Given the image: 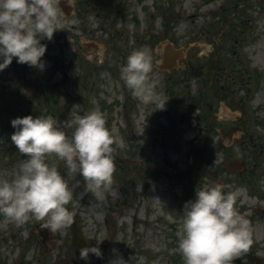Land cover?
<instances>
[{
    "label": "rangeland",
    "instance_id": "374dc122",
    "mask_svg": "<svg viewBox=\"0 0 264 264\" xmlns=\"http://www.w3.org/2000/svg\"><path fill=\"white\" fill-rule=\"evenodd\" d=\"M98 1L100 6L96 11L103 14L102 20L95 22L97 17L91 10H82V13H86L85 25L90 29L84 38L103 36L106 39L105 36L115 28L117 33L128 30V34L134 38L137 35L147 36L148 32L152 35V51L168 40L178 48H189L187 56L195 68L190 74L191 78L189 76L188 81L183 82L186 88L181 86L179 79L183 77V72H160L150 75L157 93H168L167 83L171 97L183 91H191L195 95L205 90L210 79L209 65L218 44V81L215 78L214 84L205 92L218 97L212 111L214 119L217 120L219 116V119L226 121L223 125L227 129L232 125L243 129L235 144L229 148V143L220 138L219 133L213 132L209 136L206 129L208 139L203 137V147L199 142L193 144V129L183 132L185 137L180 138L181 146H175L178 138L171 137L168 144L171 143L173 147L162 148L159 141L158 145L153 146L155 135H159V138L164 136L156 134V130L168 127L164 115L156 117L153 109L144 112L138 106L134 108L130 121L122 119L120 111L124 101L130 95L131 107L134 97L127 87L126 92L117 87L112 90L109 79L94 93L81 90L86 83L84 77L89 74V69L86 71L84 68L87 61L81 58V63L75 64L78 60H71L74 59L71 49L63 46L61 32H55L52 41H41L47 46L42 57V68L38 66L30 70L26 64H18L13 58L12 64L0 72V96L3 99L0 100V182L10 181L13 173L19 170L21 161L26 158L11 142V135L16 131L11 126L13 119L28 115L33 118L52 116L57 122H63L70 118L74 105H80L79 111L83 114L93 110L102 111L108 105L106 113L110 119H106V127L115 140L113 159L116 168L109 188L101 189L96 195L84 194L81 199L84 193L83 177L79 173L70 174L65 162L55 154L46 158L49 165L57 167L74 194L73 201L66 205L74 214L73 220H80L84 235L95 246L102 241L98 246L103 258L90 254L87 261L77 260L71 251L70 226L56 233L47 230L48 237L45 239L37 230L38 222L30 221L20 226L6 223L3 215H0V264H110L116 258L113 249L127 264H184L182 255L174 251L178 248L176 232L184 217L185 203L195 199L196 192L192 186L187 187L186 197L182 186L195 171L196 175L202 171L201 184L214 186L217 181L223 180L227 192L236 193L237 211L252 221L251 249L264 258V217L260 219V211L264 209V0H252L244 7H236V0H167L160 7L155 0ZM136 18L139 21L134 24ZM225 19L229 23L220 36ZM159 31H164L163 38H157ZM119 58L120 61H127V57L122 60L123 55H119ZM40 74L39 87H32L31 81L37 82L32 78ZM114 77H120V72L117 71ZM170 77L171 80H168ZM14 81L18 82L20 89L14 85ZM20 93L25 96L23 102L18 101ZM55 93L60 97L51 99L47 105L45 97ZM223 96L228 99H223ZM196 113L188 123H195ZM113 116L116 117L111 119ZM203 123L207 125L205 121ZM151 126L154 133H150ZM179 128L177 124L176 132ZM65 131L71 136V130ZM219 142L223 144V149ZM200 149V164L197 166ZM227 156L231 160L244 158L249 172L243 176L230 175L223 163ZM144 158L146 162L139 164ZM167 158L174 164L172 174L164 172L169 169L166 168ZM156 170L163 172V176L155 177L150 193L146 194L141 188L144 177L149 175L153 178L152 172ZM120 175L118 178L124 183L118 181L116 176ZM126 178L131 181L129 185ZM190 195L189 200L187 197ZM177 206L176 214L171 208L176 209ZM232 264L249 262L243 253Z\"/></svg>",
    "mask_w": 264,
    "mask_h": 264
},
{
    "label": "clouds",
    "instance_id": "9594fccd",
    "mask_svg": "<svg viewBox=\"0 0 264 264\" xmlns=\"http://www.w3.org/2000/svg\"><path fill=\"white\" fill-rule=\"evenodd\" d=\"M60 3L0 0V72L12 64L13 58L21 65L43 67L47 46L41 41H52L54 33L64 31L66 26ZM65 3L71 7L74 0ZM151 72L150 52L138 49L120 68V79L141 104L163 111L169 99L156 92ZM79 108L74 105L70 118L63 122L52 116L31 115L11 121L16 130L11 142L26 158L10 181L0 182V215L6 223L23 226L35 221L51 233L73 223L74 214L66 205L73 201L74 194L57 167L46 162L53 154L65 162L70 174L83 177L81 199L84 194L96 195L112 185L115 140L106 127V117L98 110L81 114ZM65 130H71V136ZM235 205L236 193L225 192L222 184L196 189L195 199L184 205V217L176 232L178 248L174 251L182 255L184 264H232L249 250L250 223ZM101 242L96 247L81 248L79 258L87 261L92 254L102 259ZM112 251L116 258L110 264H127L116 249Z\"/></svg>",
    "mask_w": 264,
    "mask_h": 264
},
{
    "label": "water",
    "instance_id": "95a60500",
    "mask_svg": "<svg viewBox=\"0 0 264 264\" xmlns=\"http://www.w3.org/2000/svg\"><path fill=\"white\" fill-rule=\"evenodd\" d=\"M159 1L161 2V0H159ZM73 239H74V242L76 241V244L74 245L75 246V249L78 248V247L79 248H83L84 247V244L86 242V239L82 235L81 229L79 228L78 225L73 230ZM75 249H74V251H75ZM252 261L255 264H262V261L260 259L252 258Z\"/></svg>",
    "mask_w": 264,
    "mask_h": 264
},
{
    "label": "flooded vegetation",
    "instance_id": "af4514ba",
    "mask_svg": "<svg viewBox=\"0 0 264 264\" xmlns=\"http://www.w3.org/2000/svg\"><path fill=\"white\" fill-rule=\"evenodd\" d=\"M196 182H197V181L194 180V183H193V184H194L193 186L195 187V189H197V188H196Z\"/></svg>",
    "mask_w": 264,
    "mask_h": 264
}]
</instances>
